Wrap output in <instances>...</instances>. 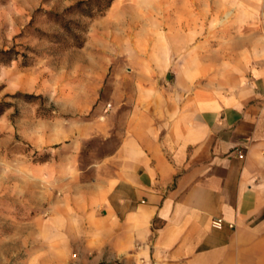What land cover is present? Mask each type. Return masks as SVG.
<instances>
[{
  "label": "crops",
  "instance_id": "obj_1",
  "mask_svg": "<svg viewBox=\"0 0 264 264\" xmlns=\"http://www.w3.org/2000/svg\"><path fill=\"white\" fill-rule=\"evenodd\" d=\"M175 7L127 70L90 67L92 117L41 163L45 230L91 264H264V0Z\"/></svg>",
  "mask_w": 264,
  "mask_h": 264
},
{
  "label": "rangeland",
  "instance_id": "obj_2",
  "mask_svg": "<svg viewBox=\"0 0 264 264\" xmlns=\"http://www.w3.org/2000/svg\"><path fill=\"white\" fill-rule=\"evenodd\" d=\"M190 1L0 0V264H91L59 230H45L59 191L41 163L72 141L59 142V128L92 117L90 67L127 70L147 29L167 26L176 2Z\"/></svg>",
  "mask_w": 264,
  "mask_h": 264
},
{
  "label": "built area",
  "instance_id": "obj_3",
  "mask_svg": "<svg viewBox=\"0 0 264 264\" xmlns=\"http://www.w3.org/2000/svg\"><path fill=\"white\" fill-rule=\"evenodd\" d=\"M110 105V103H108V106ZM239 151V156L243 157L244 156V151L243 148H238ZM225 220L223 217H214L212 220V224L216 227H221L224 224ZM229 224L232 226L233 223L229 222Z\"/></svg>",
  "mask_w": 264,
  "mask_h": 264
}]
</instances>
